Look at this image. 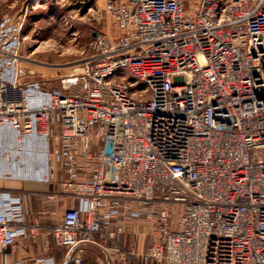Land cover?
Masks as SVG:
<instances>
[{"label": "built area", "instance_id": "built-area-1", "mask_svg": "<svg viewBox=\"0 0 264 264\" xmlns=\"http://www.w3.org/2000/svg\"><path fill=\"white\" fill-rule=\"evenodd\" d=\"M93 13L117 34L93 30L60 88L22 79L23 20L0 19V176L61 172L42 200L66 204L48 233L75 264L87 243L112 264H264V0ZM27 200L1 193L4 257L39 231ZM134 222L149 224L142 251L125 242Z\"/></svg>", "mask_w": 264, "mask_h": 264}, {"label": "rangeland", "instance_id": "rangeland-1", "mask_svg": "<svg viewBox=\"0 0 264 264\" xmlns=\"http://www.w3.org/2000/svg\"><path fill=\"white\" fill-rule=\"evenodd\" d=\"M104 3L105 0H0V19L11 16L14 21L23 20L18 61L22 79L39 78L47 87L60 88L61 78L73 72L90 53L93 30L117 34L107 14L97 17L93 13ZM127 76L132 75L127 72ZM55 217L59 221L61 213ZM148 229L147 222L131 223L125 242L142 251L149 241Z\"/></svg>", "mask_w": 264, "mask_h": 264}, {"label": "crops", "instance_id": "crops-1", "mask_svg": "<svg viewBox=\"0 0 264 264\" xmlns=\"http://www.w3.org/2000/svg\"><path fill=\"white\" fill-rule=\"evenodd\" d=\"M61 178L60 171H57L56 177L49 181L25 178L20 175L10 178L0 176V198L3 192L19 196L27 194V219L38 220L40 224L35 236L19 237L13 246L5 249V257L0 253V264H32L38 259L46 258L51 259L54 264H70L72 257L66 256L64 247L54 245L48 233L56 222L55 215L62 214L66 204L56 199L45 203L41 193L57 190ZM77 254L81 257L80 264H112L104 251L94 244H84L82 250H75L71 255Z\"/></svg>", "mask_w": 264, "mask_h": 264}, {"label": "water", "instance_id": "water-1", "mask_svg": "<svg viewBox=\"0 0 264 264\" xmlns=\"http://www.w3.org/2000/svg\"><path fill=\"white\" fill-rule=\"evenodd\" d=\"M70 264H75V263L73 262V260H71V261H70Z\"/></svg>", "mask_w": 264, "mask_h": 264}, {"label": "trees", "instance_id": "trees-1", "mask_svg": "<svg viewBox=\"0 0 264 264\" xmlns=\"http://www.w3.org/2000/svg\"><path fill=\"white\" fill-rule=\"evenodd\" d=\"M60 247V246H59Z\"/></svg>", "mask_w": 264, "mask_h": 264}]
</instances>
